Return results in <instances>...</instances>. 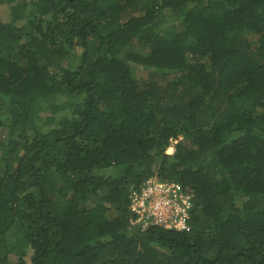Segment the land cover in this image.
<instances>
[{
    "label": "trees",
    "instance_id": "obj_1",
    "mask_svg": "<svg viewBox=\"0 0 264 264\" xmlns=\"http://www.w3.org/2000/svg\"><path fill=\"white\" fill-rule=\"evenodd\" d=\"M5 1L0 264H264V0ZM153 177L187 231L132 226Z\"/></svg>",
    "mask_w": 264,
    "mask_h": 264
},
{
    "label": "built area",
    "instance_id": "obj_2",
    "mask_svg": "<svg viewBox=\"0 0 264 264\" xmlns=\"http://www.w3.org/2000/svg\"><path fill=\"white\" fill-rule=\"evenodd\" d=\"M192 208L193 197L182 184L157 177L150 178L130 194L131 224L142 231L150 227L187 231Z\"/></svg>",
    "mask_w": 264,
    "mask_h": 264
},
{
    "label": "rangeland",
    "instance_id": "obj_3",
    "mask_svg": "<svg viewBox=\"0 0 264 264\" xmlns=\"http://www.w3.org/2000/svg\"><path fill=\"white\" fill-rule=\"evenodd\" d=\"M10 4L8 1L0 0V18L4 22H8L10 20ZM5 131L0 128V138L4 136ZM174 153V148L169 149L167 154L171 155Z\"/></svg>",
    "mask_w": 264,
    "mask_h": 264
},
{
    "label": "clouds",
    "instance_id": "obj_4",
    "mask_svg": "<svg viewBox=\"0 0 264 264\" xmlns=\"http://www.w3.org/2000/svg\"><path fill=\"white\" fill-rule=\"evenodd\" d=\"M174 146H175V144L172 143V146H171L169 149L174 148ZM169 149H168V150H169ZM168 150H167V152H168Z\"/></svg>",
    "mask_w": 264,
    "mask_h": 264
}]
</instances>
